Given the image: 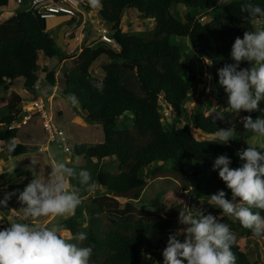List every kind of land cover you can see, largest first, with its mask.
Segmentation results:
<instances>
[{
  "label": "trees",
  "instance_id": "trees-1",
  "mask_svg": "<svg viewBox=\"0 0 264 264\" xmlns=\"http://www.w3.org/2000/svg\"><path fill=\"white\" fill-rule=\"evenodd\" d=\"M8 2L0 0V9L7 7ZM248 3L264 7V0H232L230 5L220 7L216 6V0H101L98 15L110 29L118 49L103 44L95 48L83 47L77 56L57 47L47 30V20L32 10L21 11L0 25V88L4 89L22 77L24 89L32 92L40 82L39 72L45 74L44 81L49 86H55L58 66L40 67L39 53L55 59L58 65L72 58V66L64 72L63 94H75L79 99L76 111L83 120L102 125V142L81 144L74 149L75 154L84 159L101 160L93 177L101 191L81 197L83 203L75 214L57 221L70 235L77 232L88 234L84 245L93 246L91 264H141L149 254L154 255L158 263H163L162 246L168 232L175 230L172 223L135 219L128 213L132 210L129 203L117 210L111 202L118 203L124 197L139 198L147 179L155 176L164 165L170 164L172 172L185 177L190 172L192 175L199 173L190 168V162L201 163L207 176L205 183L197 181L195 184L193 192L196 196L201 198L205 189L211 193L223 190L227 198H232L231 191L219 177V170L213 169L214 161L219 155L227 154L232 160L230 167H239L242 162L237 153L246 148L247 140L255 135L245 130L243 117L255 119L264 116V112L241 111L240 123L230 114L226 121L213 123V111L194 113L191 125L204 134L212 135L217 128L230 127L236 120V136L225 145L211 143V139H197L189 124L180 127L175 121L170 124L162 114L160 104L180 118L186 103L190 102V92L197 85L198 73L212 70V87L218 97L216 110L226 106L227 95L218 82V69L232 63L230 52L235 38H242L244 31L252 28L240 11L241 5ZM82 4L88 9L90 3L83 0ZM179 5L187 8L183 19L176 14ZM127 9L136 11L140 23H153L152 28L123 31L122 16ZM214 10L218 12L210 18ZM200 16L210 19L202 23ZM171 37L188 38L193 51L184 58L181 50L170 42ZM100 57L106 58L101 65L102 78L90 73L92 64ZM241 67H248L247 62ZM97 83H102L103 91L97 89ZM259 107L264 110V101ZM129 113L133 115L130 124L126 120ZM20 114L14 113L13 106L0 107V140L5 144L3 156L36 150V147L21 143L13 153L6 150L9 138L17 137L15 125L21 119ZM5 126L12 127L3 129ZM108 160L115 163L116 171L105 169ZM92 161L94 164L87 169L93 175L97 160ZM71 183L78 184L75 179ZM27 184H9L10 190L16 191L20 208L24 205L17 197ZM261 215L264 216V211ZM227 222L236 235L232 247L236 264H255L237 244L240 238L253 236L251 230L243 228L239 221L227 219Z\"/></svg>",
  "mask_w": 264,
  "mask_h": 264
},
{
  "label": "clouds",
  "instance_id": "clouds-1",
  "mask_svg": "<svg viewBox=\"0 0 264 264\" xmlns=\"http://www.w3.org/2000/svg\"><path fill=\"white\" fill-rule=\"evenodd\" d=\"M231 2L216 0V6L230 5ZM89 3L93 8L101 6L100 0H89ZM240 11L252 28L244 31L242 38H235L230 52L232 63L218 69V82L227 95V102L219 110L214 106L213 123L226 121L229 114H239L240 111L264 112L259 107L264 101V7L248 3L242 4ZM244 62L248 67H241ZM95 86L103 91L102 83ZM66 100L74 107L79 106L75 94H69ZM227 122L231 123L230 120ZM242 122L245 130L264 138V116L255 119L245 116ZM235 136L233 124L217 128L210 142L226 145ZM17 147L14 137L6 142L9 153ZM237 155L242 162L237 168L230 167L232 160L227 154L219 155L213 165L231 191L232 199H227L223 190L207 197L209 205L221 210L219 216L194 205L188 206L187 211H179L178 226L169 233L162 252L163 264H236L237 258L232 251L236 235L228 223L222 222L225 216L239 221L243 228L251 230L254 237L264 238V216L261 215L264 211V143L248 145ZM36 165L38 162L31 159L28 170H35ZM74 179L78 184L71 183ZM97 187L98 182L93 180L89 169L77 171L63 158L55 160L46 177L33 176L17 197L24 205L20 209L21 219L0 228V264H91L93 246L84 245L88 239L86 232L66 237L60 222L45 225L33 221L49 216L74 215L83 203L81 191L94 193ZM13 195L16 191L5 192L0 207L7 208Z\"/></svg>",
  "mask_w": 264,
  "mask_h": 264
},
{
  "label": "rangeland",
  "instance_id": "rangeland-1",
  "mask_svg": "<svg viewBox=\"0 0 264 264\" xmlns=\"http://www.w3.org/2000/svg\"><path fill=\"white\" fill-rule=\"evenodd\" d=\"M101 1V0H100ZM224 6V5H223ZM27 4L19 7L13 0H9L8 6L0 9V14L5 17H12L15 11L26 9ZM99 8H93L90 4L88 9L79 5L80 13L83 11L86 16V23L83 33V39L79 41L78 36H75L74 31L79 30L76 28L79 22L66 21L61 15H57L56 18L47 20V30L53 36L56 41L57 47L67 54H76V56L84 49L83 47L95 48L101 45L99 43L95 30L98 26L104 25L102 20L98 17ZM187 8L184 5H179L176 9V14L180 19H183ZM218 10L211 11L210 18H212ZM79 15V14H78ZM210 18L200 16L199 20L202 23L207 22ZM95 20V22H91ZM74 28L71 30V28ZM153 23H140L137 19V13L134 9H127L122 16V30L123 31H142L150 30ZM89 30V31H88ZM68 31H71L69 35ZM73 31V32H72ZM80 33V32H79ZM170 42L176 45L182 52L183 57L186 58L192 51V46L188 38L171 37ZM106 46V45H104ZM107 47V46H106ZM106 61V58L100 57L96 60L91 68L90 73L98 78L103 77L101 65ZM38 64L40 67L48 66L52 68L57 64V73L55 76V86H49L44 81L45 74L39 72L40 82L34 91L29 92L23 87V78L19 77L7 85L4 89L0 88V107L13 106L14 113L21 112L20 121L15 125L17 127V142L36 147L35 151L28 152L17 156H3L5 144L0 141V200L3 199L5 192H12L9 188V184L17 182L29 183L34 177H46L50 172V167L55 163L56 159L63 158L69 162V166H78L83 168L86 166L85 159L82 156H77L74 152L76 146L81 144H96L103 141V129L100 123H88L85 120H76L77 111L76 108L66 100L63 94L64 89V72L65 69L70 68L73 64V59L69 58L62 62L57 63L55 59H49L39 53ZM213 73H198L197 85L190 92L189 103H186L185 109L180 118L174 116V114L166 109L161 103L162 114L167 117V122L170 124L175 121L177 126H183L185 124L190 125V130L193 135L199 139H211V134L201 133L191 125V118L193 114H208L214 111V106L218 108V97L212 87ZM39 100L43 106L41 110L33 107V102ZM51 120L58 128L63 130V136L66 139L67 146L70 148V152H65L57 137L54 141H50L44 128L45 118ZM231 117H236L239 123L242 119L241 111L239 114H230ZM129 118H126L128 124L131 123L133 115L128 114ZM82 118V117H81ZM235 119L231 123L230 127L235 123ZM166 122V123H167ZM122 125L124 121H121ZM168 126V124H166ZM264 143V138H260L256 135L250 137L247 140V145H259ZM54 154H56L54 156ZM31 159H35L38 165L35 166V170L29 171L28 166L31 165ZM106 170L116 171L115 163L106 161L104 164ZM156 167L157 164H154ZM191 169H197L198 174L182 177L170 169V164L164 165L161 170L157 172L155 176L147 179V185L143 189L139 198L124 197L119 202H111V205L115 209H123L126 203H129L132 207L128 213L133 218H142L150 222L156 221H169L172 223L173 228L178 226L179 211H187L188 206H195L198 209L205 210L206 213L210 212L213 215L219 216L221 210L214 208L207 203V197L212 194L208 190L203 189L202 197H197L193 192L194 186L199 181L205 183L207 176V170L201 163L190 162ZM99 165L97 166L98 169ZM101 188L98 186L94 193L81 192V197L96 195L100 193ZM227 198V197H226ZM232 199V198H227ZM172 206V209L169 207ZM11 208V209H10ZM16 202L15 195L8 201L7 208L0 207V222L1 228L8 227V223L21 219L22 212ZM10 211V212H8ZM15 212V214L13 213ZM17 214V215H16ZM50 217V216H49ZM47 217V218H49ZM67 217V216H65ZM63 217V218H65ZM40 218L34 223H43L51 225L56 223L61 218L55 217L48 222L49 219ZM47 219V220H46ZM229 219L225 216L222 222H227ZM231 220V219H229ZM233 221V220H231ZM231 230L232 226L228 223ZM174 231V230H173ZM233 231V230H232ZM169 231L168 233H170ZM63 234L67 237L70 233L64 231ZM183 239V237H181ZM166 239L162 250L167 245ZM242 251H244L255 264H264V240L263 238H257L254 236L243 237L237 243ZM141 264H157L156 257L152 254L143 258ZM163 264V263H158ZM186 264V262H185Z\"/></svg>",
  "mask_w": 264,
  "mask_h": 264
},
{
  "label": "built area",
  "instance_id": "built-area-1",
  "mask_svg": "<svg viewBox=\"0 0 264 264\" xmlns=\"http://www.w3.org/2000/svg\"><path fill=\"white\" fill-rule=\"evenodd\" d=\"M13 1L19 7L23 6L24 4L28 5L26 9L15 11L13 16H15L21 11L32 10L42 19L49 20L55 18L57 15H61L67 18L66 21L68 22L69 21L77 22L78 13H80L79 5L80 3H83V0H13ZM86 2H89V0H86ZM9 18L10 17H5L2 14H0V25ZM74 26L75 25H73L72 29L74 28ZM95 32L99 43L106 45L107 47H110L115 50L118 49V44L113 38L110 29L106 25L98 26ZM42 106L43 104L39 100L33 102L34 108L41 110ZM44 118H45L44 128L48 135L49 140L54 141L58 137L63 150L67 153L70 152V148L67 146L66 139L63 136V130L58 128L55 124H53L51 120L48 119V117H46V115H44ZM11 127L12 126H5L3 127V129L11 128Z\"/></svg>",
  "mask_w": 264,
  "mask_h": 264
},
{
  "label": "crops",
  "instance_id": "crops-1",
  "mask_svg": "<svg viewBox=\"0 0 264 264\" xmlns=\"http://www.w3.org/2000/svg\"><path fill=\"white\" fill-rule=\"evenodd\" d=\"M97 8H99V7H97ZM96 11L98 12V10L96 9ZM79 15H78V20H77V22H79L78 24L79 25H77V29L79 30V32L77 31H74V34H75V36H78V35H80V36H78L77 37V39H79V41H81L82 39H83V36H84V33H83V31L82 30H84V28H85V26L87 25V23H86V16L84 15V12L82 11L81 13H78ZM98 17H99V15H98ZM56 18V17H55ZM65 18V17H64ZM100 18V17H99ZM52 19H54V18H52ZM49 20H51V19H49ZM65 20H67V18H65ZM90 21L92 22H95V20L93 19V20H91L90 19ZM92 22V23H93ZM71 30H72V28H71ZM89 31V30H88ZM73 32V31H72ZM69 33H71V31H68V34L66 33L65 35L67 36V35H69ZM76 117V120H78V121H83L82 119L83 118H81V116L80 115H77V116H75ZM17 140V139H16ZM0 141H2V140H0ZM3 143H4V141H2ZM18 143V142H17ZM94 159H96L97 160V166L99 165H101V160L100 159H97V158H88V159H85L86 161H85V163H86V166H84L83 168H80V170L81 169H87L88 167H89V165H92V164H94V162L92 161V160H94ZM92 161V162H91ZM0 165H1V162H0ZM75 167H78V166H75ZM96 171H97V167H96V169L94 170V172H93V175H92V177H94V175H95V173H96ZM83 192V191H82ZM11 209V208H10ZM8 212H10V211H8ZM14 214H15V212H13ZM17 215V214H16ZM53 218H55V217H52V216H50L49 218H47V219H49L48 220V222H50L51 220H53ZM46 219V220H47ZM45 225H47V224H45ZM242 238H240L239 239V241L241 240ZM263 240H264V238H263ZM238 241V242H239ZM237 242V243H238ZM244 252V251H243Z\"/></svg>",
  "mask_w": 264,
  "mask_h": 264
}]
</instances>
